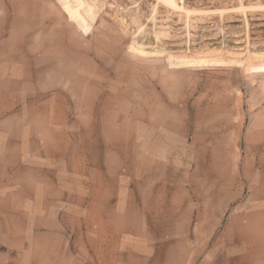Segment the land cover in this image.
Segmentation results:
<instances>
[{
	"label": "rangeland",
	"instance_id": "obj_1",
	"mask_svg": "<svg viewBox=\"0 0 264 264\" xmlns=\"http://www.w3.org/2000/svg\"><path fill=\"white\" fill-rule=\"evenodd\" d=\"M0 264H264V0H0Z\"/></svg>",
	"mask_w": 264,
	"mask_h": 264
}]
</instances>
